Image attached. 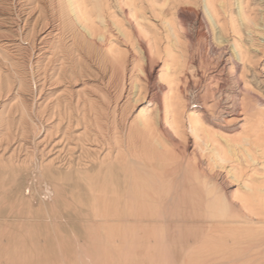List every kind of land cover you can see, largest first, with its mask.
I'll use <instances>...</instances> for the list:
<instances>
[{
	"label": "bare ground",
	"instance_id": "1",
	"mask_svg": "<svg viewBox=\"0 0 264 264\" xmlns=\"http://www.w3.org/2000/svg\"><path fill=\"white\" fill-rule=\"evenodd\" d=\"M260 1L0 0L27 37L0 41V181L39 185L6 204L0 183V229L51 235L41 264H88L77 234H134L148 264H264ZM32 135L40 157L17 158Z\"/></svg>",
	"mask_w": 264,
	"mask_h": 264
},
{
	"label": "rangeland",
	"instance_id": "2",
	"mask_svg": "<svg viewBox=\"0 0 264 264\" xmlns=\"http://www.w3.org/2000/svg\"><path fill=\"white\" fill-rule=\"evenodd\" d=\"M258 2H261V1L258 0ZM234 8H236V6ZM3 12L5 13L4 16H0V20H1L0 21V41L5 40L6 38H11V39L16 40L15 42H19L27 38L25 34L22 32H19V31L11 32L12 28L14 30L16 29L17 22H13L10 19L4 18L8 15V12L9 13L11 12V9L7 6V8L3 10ZM19 22L23 24L22 20H19ZM258 37H260L261 41H264V37L262 35H259ZM245 39H248V38H245ZM26 43L27 41H24V45H27ZM193 44L195 45L194 47H198L199 41L194 40ZM193 44H190L189 42L190 48H191V45L193 46ZM24 53H23L24 56L26 55L27 57H29L28 56L29 54H27L26 51ZM257 54H258V57L256 59V62L258 64L255 62L256 66L254 64L248 68L249 70L247 72V76L251 82L252 87H254L258 92H260V94L264 96V51L262 52V51L257 50ZM25 57H23L24 58L23 60L26 62L27 59L29 58L27 57L25 58ZM254 66L256 67V69H254ZM187 85H188V92H189V87L192 85V81L190 79H188ZM114 91L115 90H112V93H114ZM141 107L139 106L136 109L135 113H137L139 109H141ZM16 119H18V117ZM33 137L34 136L32 135L31 140H30V137L26 139L28 140L27 143L29 144L28 148H25V149L23 148L19 151V153L17 152V155L19 154L17 158L23 159L26 156L27 152H30V151L35 154L36 158L40 157L39 150H41L42 146L40 142L38 143V140L39 139L41 140L43 136L39 137L37 141L32 139ZM33 140L34 142L36 141L35 144L32 143ZM29 146H31L30 147L31 150L29 149ZM175 149L177 150V152L181 150L179 146L175 147ZM28 175L29 173L27 171L20 172L19 176L17 177L19 180H17V183H15L17 185L13 186V184L11 183L12 175L10 173L3 174V177L0 183H3L8 186L12 184L11 188L13 189V190H9L8 197H4L6 204H10V203L14 204L15 200H17L16 198L17 196L19 197L23 196L24 190H25L24 194L28 196L31 188H34V189L37 188L38 184L35 181L29 180L28 183L26 182V178L28 177ZM35 195L36 196L32 198V203L34 204V206H38L40 204H47L46 201H44L43 199V195L40 193V189L36 191ZM37 199L38 200L40 199V200L38 201ZM14 212H17V210L15 209ZM66 233L59 232L56 234V237L60 238L62 236L64 237L69 236V234L67 233L68 234L67 235ZM45 236L46 235L44 234L43 235L27 234L22 231H12V230L0 229V264H41L39 263V258L41 257V255H40L39 247L37 246L36 242L38 240L40 241V239L42 240L47 239L46 237H48L49 239L51 235L49 236L47 235L46 237ZM104 237L103 239H105L106 242L107 240L108 241L114 240L115 242L113 244H110V243L103 244L96 249H92L90 244H88L90 242V237L88 235L86 234L70 235L69 237L70 239L78 242L79 244H85V245H82L83 247H80L82 248L81 252L73 251L74 256H77V253H79V255L80 254L86 255L89 258L88 264H148V263L140 261L138 258L136 246H135L136 236L134 234L110 235V236H104ZM47 244L48 243H46L45 245L47 246Z\"/></svg>",
	"mask_w": 264,
	"mask_h": 264
}]
</instances>
